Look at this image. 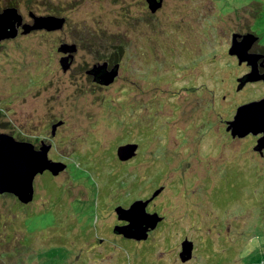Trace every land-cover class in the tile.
<instances>
[{
  "label": "rangeland",
  "instance_id": "obj_1",
  "mask_svg": "<svg viewBox=\"0 0 264 264\" xmlns=\"http://www.w3.org/2000/svg\"><path fill=\"white\" fill-rule=\"evenodd\" d=\"M9 7L66 24L0 44V134L51 145L67 168L38 175L29 204L0 194V264H264L261 135L227 131L264 98L263 82L238 88L251 70L229 54L234 32L264 53V0H164L156 13L145 0H0ZM63 43L77 46L68 72ZM111 58L119 75L101 87L86 72ZM127 145L136 154L121 160ZM161 187L148 239L116 234L117 207Z\"/></svg>",
  "mask_w": 264,
  "mask_h": 264
},
{
  "label": "water",
  "instance_id": "obj_2",
  "mask_svg": "<svg viewBox=\"0 0 264 264\" xmlns=\"http://www.w3.org/2000/svg\"><path fill=\"white\" fill-rule=\"evenodd\" d=\"M149 9L156 13L162 8L164 0H147ZM33 23H25L24 17L15 7H9L0 13V44L9 39H15L20 34L28 35L34 31L45 30L54 32L62 30L66 24L64 17L38 16L30 13ZM256 37L252 33L246 35L233 34L229 54L236 56L240 64L246 62L251 66V72L239 78V89L247 83L264 82V73L258 69V61L261 55L251 53L250 50L255 43ZM59 52L64 54L61 58V66L64 72H68L74 60V53L77 46L63 43ZM108 62L96 64L86 73L93 77L94 83L107 87L112 85L119 75L120 64H115L111 69ZM64 122L59 121L52 125V135ZM227 131L233 138H245L252 134L259 136L257 146L254 150L264 156V98L240 106L232 121L228 122ZM51 145L42 143L37 149L33 143L16 140L13 136L0 134V194H11L17 197L22 204H29L35 195L34 182L38 175L50 172L54 176L66 170L67 165L56 162L49 158ZM137 145L121 146L118 149V156L121 160H128L136 154ZM163 187L158 189L150 199L146 201L137 200L128 209L117 207L118 219L127 222L125 225H117L114 232L122 235L125 239L146 241L149 233L157 228L163 217L157 213H149V203L157 197ZM194 243L188 238L182 243V251L179 257L183 263L193 258Z\"/></svg>",
  "mask_w": 264,
  "mask_h": 264
},
{
  "label": "flooded vegetation",
  "instance_id": "obj_3",
  "mask_svg": "<svg viewBox=\"0 0 264 264\" xmlns=\"http://www.w3.org/2000/svg\"><path fill=\"white\" fill-rule=\"evenodd\" d=\"M145 1L147 2V0H145ZM147 3H148V2H147ZM21 30H22V29H20V33L22 32ZM233 34L244 35V34L235 33V32H234ZM252 48H253V47H252ZM250 52L262 56V57L259 59V61H258V67L260 66V68L263 69L262 72H264V53H263V52H260V51H253L252 49L250 50ZM62 57H64V56H62ZM234 57H236V56H234ZM236 58H237V57H236ZM237 59H238V58H237ZM261 59H262L263 62L260 63ZM244 63L247 65V67L250 68V70L252 69L251 66H249L246 62H244ZM244 63H242V64H244ZM71 68H72V67H71ZM260 82H263V81H260ZM263 83H264V82H263ZM101 87H103V86H101ZM41 145H42V144H41ZM40 147H41V146H40ZM40 147H39V148H40ZM39 148H38V149H39ZM260 155H261V154H260ZM261 156H262V155H261ZM194 248H195V246H194ZM179 254H180V253H179Z\"/></svg>",
  "mask_w": 264,
  "mask_h": 264
},
{
  "label": "trees",
  "instance_id": "obj_4",
  "mask_svg": "<svg viewBox=\"0 0 264 264\" xmlns=\"http://www.w3.org/2000/svg\"><path fill=\"white\" fill-rule=\"evenodd\" d=\"M122 47V46H121ZM123 48V47H122ZM111 60H113V62H115V63H117L119 60H117V59H112L111 58Z\"/></svg>",
  "mask_w": 264,
  "mask_h": 264
}]
</instances>
